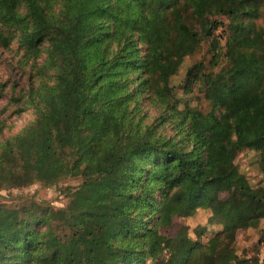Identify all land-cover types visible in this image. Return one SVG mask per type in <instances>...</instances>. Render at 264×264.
Masks as SVG:
<instances>
[{"label":"trees","instance_id":"16d2710c","mask_svg":"<svg viewBox=\"0 0 264 264\" xmlns=\"http://www.w3.org/2000/svg\"><path fill=\"white\" fill-rule=\"evenodd\" d=\"M200 1L60 0L61 11L49 14L50 0H0V29H10L6 34L0 30V51L15 35L31 57L47 44L48 65L55 73L53 85L31 94L34 121L0 150V190L33 179L56 184L72 175L83 180L65 209L0 206V264L9 256L4 251L17 245L25 250L20 264H138L144 252L159 255L163 242L170 247L166 264H232L231 254L221 250L227 244L220 234L204 245L162 237L158 228L174 215L189 216L200 208H210L225 223L224 237L264 218V189L250 187L230 159L232 153L254 149L264 171L263 62H235L216 79L209 78L206 98L212 110L204 114L190 108L185 115L188 138L195 144L188 151L135 125L126 86L114 81L138 67L139 51L129 39L136 32L148 46L141 60L146 82L158 99H165L156 90L158 82L169 89L170 76L188 52L182 51L183 36L196 37L184 22L185 6L198 12ZM217 1L222 12L238 13L239 0ZM156 18L169 21L173 31L166 26L160 38L149 36ZM172 33L180 39L178 62L166 60L172 54ZM124 35L122 53L109 60L104 43ZM220 104L225 112L215 117ZM158 188L164 199L154 208L152 194ZM220 192L228 197L222 199ZM146 208L158 210V223L139 234L144 217L136 211Z\"/></svg>","mask_w":264,"mask_h":264},{"label":"rangeland","instance_id":"374dc122","mask_svg":"<svg viewBox=\"0 0 264 264\" xmlns=\"http://www.w3.org/2000/svg\"><path fill=\"white\" fill-rule=\"evenodd\" d=\"M50 2L49 14H58L61 11L60 0H50ZM175 5H182V2ZM185 9L184 22L196 37L183 36L186 47L182 51L188 52L179 61L176 72L170 76L169 89L163 90L164 82H158L156 90L162 91L165 99L162 101L158 99L146 82L148 76L141 60L145 59L148 46L146 40H141L136 32L131 33L129 39L139 51L138 67L133 70L126 69L127 72L119 75L114 81L126 86L124 94L128 92L127 106L135 125L140 126L142 131L148 130L163 143L180 149L186 146L185 149L188 151L195 144L188 138L189 120L185 115L190 108L204 114L212 110L213 103L206 98L209 78L216 79L235 62L255 60L254 64L263 62L264 68V0H239L238 13L235 15L222 12L220 2L217 0H201L198 12L187 6ZM20 10L24 12L23 7ZM165 21L156 18L153 28L148 33L149 36L152 34L155 39L160 38L161 31L166 26L172 32L173 30L168 27L169 21H166L167 25ZM202 21L209 23L203 27ZM211 21H215V24L210 25ZM110 27L111 24H107L106 29L110 31ZM0 30L6 34L10 29ZM171 35L172 54H169L166 60L178 62L180 39H174L176 35L173 33ZM8 36L13 37V35ZM125 42V35L116 40H106L104 48L109 47V60L122 53L121 49H124ZM24 49L18 35H15L11 45L0 51V150L8 140L18 136L36 118L30 98L33 91L55 83L54 70L48 65L47 44L43 46L37 57L26 55ZM224 112L225 108L220 104L215 108L214 116L220 117ZM199 154L204 156L203 148L199 150ZM230 159L245 175L250 187L264 189V171L260 167L258 153L254 149L244 148L238 153H232ZM82 182L80 177L72 175L63 176L56 184L33 179L30 184L0 190V206L13 209L38 206L44 212L49 209H65L71 200V192ZM163 192V189L158 188L152 194L156 202L154 208L159 204L162 205ZM219 196L225 199L228 193L220 192ZM140 211L141 217H144V225L138 232L144 234V231L155 228V224L158 223L155 217L158 210L137 209L136 213ZM54 223L59 226L57 222ZM41 228L46 229L44 226ZM57 231L63 233L60 228ZM158 232L165 238L185 237L191 242L199 240L204 245H207L214 235L220 234L223 246L227 244L221 250H227L231 254L232 264H264V218L256 226L239 227L224 237L225 223L215 219L210 208H200L189 216L174 215L169 224L159 226ZM173 244L176 245L177 242ZM159 247L161 248L159 255L151 256L144 252L138 264H166L170 247L166 242L160 243ZM7 253L9 256L5 258L6 264H20L25 250L17 245L4 251V255ZM23 264H28V261Z\"/></svg>","mask_w":264,"mask_h":264}]
</instances>
